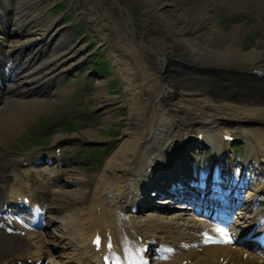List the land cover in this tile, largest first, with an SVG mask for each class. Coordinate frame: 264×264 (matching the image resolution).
Masks as SVG:
<instances>
[{"label":"bare ground","instance_id":"obj_1","mask_svg":"<svg viewBox=\"0 0 264 264\" xmlns=\"http://www.w3.org/2000/svg\"><path fill=\"white\" fill-rule=\"evenodd\" d=\"M0 1L2 22L8 20V12L12 11L9 24H6L9 34H6L19 37L18 42L0 47V68L9 66L16 71L5 88L0 89V142H4L11 135L22 132L51 105L67 98L68 85L62 83L64 77L56 74L75 62L83 48L69 45L67 31L53 28L54 18L48 14L49 4L44 0ZM134 2L141 13L139 19L144 21L143 32L133 23L134 18L126 6L118 0L111 2L116 4L114 17L127 16V32L134 36L133 40L127 38L117 46L119 51L123 49L122 53L111 48L118 56L117 70L124 79V92L130 103L128 126L122 132L119 145L110 153L93 184H89L90 180L79 174L76 168L70 169L63 180L66 188L55 190L49 197L48 221L51 224H47L44 230L24 237L0 232V257H6L1 263L23 251L29 256L36 254L51 258L57 264H67L63 259L65 256L68 259L77 257L80 261L83 244L92 234L94 210L99 202L106 201L115 203L110 206L112 218L116 208L126 210L123 223L128 234L138 247L136 236L141 234L143 244L148 245L151 252L147 256L156 255L161 248L173 249L169 258L167 255L154 257L150 264H264L263 258L244 248L236 249L204 239L203 234L212 228L205 219L178 209L168 210L169 206L158 205V201L152 203V199H137L139 179L121 173L123 169L131 168L140 173L139 162L144 165L152 155L156 156L158 143L165 150L167 138L161 132L166 123L182 116L199 127L212 128L214 124L223 123L245 127L253 122L258 129L262 127L264 130V107L252 100L250 94L244 100L239 88L244 86L253 92L251 82L258 81L256 78L264 79V46L245 48L240 36L241 26L223 30L216 17L221 11L243 10L256 13L262 21L264 0ZM103 27V24L97 25L96 30ZM46 33L48 36L43 42L36 41ZM100 37L101 41L113 39L105 33ZM127 45L139 62L138 66L125 57L123 52ZM39 54L41 60H38ZM180 66L187 67L188 71L177 75L173 68L180 69ZM140 69L144 73L143 79L137 77ZM196 73L211 84L191 87L192 79L183 81ZM213 79L227 84L230 90L226 95L211 90ZM106 82H99L95 98L97 107L105 114L104 119L111 120L119 113L121 99L119 95L109 94ZM159 94L162 96L155 105L154 100ZM258 134L255 132L256 141ZM77 135L92 140L105 137L91 129ZM150 135L153 139L148 141ZM61 139V134L54 137V141ZM153 141L156 142L155 148L148 149ZM166 153L171 154L168 149ZM82 199L80 211L74 215L75 204ZM49 226H54L50 233L46 232Z\"/></svg>","mask_w":264,"mask_h":264},{"label":"rangeland","instance_id":"obj_2","mask_svg":"<svg viewBox=\"0 0 264 264\" xmlns=\"http://www.w3.org/2000/svg\"><path fill=\"white\" fill-rule=\"evenodd\" d=\"M51 1V0H48ZM61 1V0H60ZM64 4L68 5V7L72 4V13L74 15V21H81L79 24L84 27V35L76 36L79 32H73V41H70L74 46L77 45H85L87 50H96L100 51L101 54H98L97 57L105 56V61L98 62L97 73L93 75L94 77L89 81L87 87L84 91L79 90L78 83L84 82L82 78V71L73 79L69 81L68 86V96L67 98L58 104L51 105L50 108L44 112L43 114L36 117V120L29 124L24 130L23 133H18L12 138H8L5 143H7V147L16 148L19 143L23 145V147L29 148V145H44L47 143H52L54 137L57 134H62L65 136V139L62 141H66L67 146L70 147V153L67 158V163L64 164L61 168L54 167L55 174H57L56 181H58V186L52 189V192L55 190H60L61 188H66L64 186V179L68 175V171L70 166H74V161L77 162L78 165H82L81 168L85 170V173H82L86 177L97 176L99 170L105 164L107 159L109 158L108 150L109 148H116L119 145L120 141H117L123 135V130L128 126V118L130 115V103L127 95L124 90L126 88L124 79L119 75V71L117 70L116 59L118 56H115L114 50L111 47L103 45L101 41L100 34L108 33L109 26H112L115 20H119V16L114 17V10L116 7L115 3H112L114 0H62ZM100 1L102 3H100ZM122 6H126L128 12L134 18L133 23L135 26L144 31V21L143 19H139L141 16L140 11L136 9V4L134 0H118ZM56 2V0H52V3ZM100 3V4H99ZM62 14V12H56L55 15ZM127 17V16H125ZM218 25L221 29L230 31L233 29L235 25L241 26L240 36L243 44L246 46L245 48L251 49L255 46H264V29L261 25L262 22L257 17L256 13L252 14L248 19L239 20L236 15H234V11L226 12L221 11L216 14ZM69 18V15L63 17L60 23H65ZM228 19L233 20V22H229ZM87 21H91L92 26L87 25ZM71 21L70 23H72ZM98 23L105 24L106 28L98 32L96 30V26ZM78 26V25H77ZM80 28V27H78ZM77 28V30H79ZM80 29H83L82 27ZM71 37V34H69ZM85 35H87L85 37ZM127 36L133 40L134 36L131 32L127 33ZM79 37V40L76 39ZM16 39V38H15ZM17 40V39H16ZM73 42V43H72ZM99 44L102 46L97 47ZM131 53V52H130ZM84 70H91L95 63V58L90 56L87 61ZM139 63V62H138ZM137 63V65H138ZM143 70L140 69V72ZM116 73V77L114 80V74ZM113 75V76H112ZM102 80H107L106 86L109 89L110 95H120L122 98L121 104L122 106L118 109L119 113L112 117L111 120L104 119V112L101 111L100 108L97 107V101L95 98V92L99 88V82ZM114 80V81H113ZM71 82V83H70ZM84 92V93H83ZM93 111V112H92ZM64 116L65 119L57 126L52 128L50 126L51 123L55 122L59 117ZM43 124L40 128V131H31V127L34 125ZM97 130L100 135L105 136L101 139L100 142L89 141L86 138H82L78 136L77 133H81L85 130ZM49 131V133H47ZM40 132V133H39ZM77 135L73 138V135ZM39 136L41 139H39ZM43 136V137H42ZM42 140V141H41ZM113 141L112 145L109 147L106 144V141ZM77 143L90 144V145H99L101 149V153H103L102 161L98 160L96 157L95 150L83 149L85 152L77 153L75 151V145ZM95 147V146H93ZM96 147V148H98ZM0 152H3L0 149ZM7 155V154H6ZM8 157V156H6ZM101 159V158H100ZM1 161V157H0ZM103 164V165H102ZM102 165V166H100ZM61 175L59 179L58 176ZM89 181V180H88ZM91 183V182H90ZM54 190V191H53Z\"/></svg>","mask_w":264,"mask_h":264},{"label":"snow or ice","instance_id":"obj_3","mask_svg":"<svg viewBox=\"0 0 264 264\" xmlns=\"http://www.w3.org/2000/svg\"><path fill=\"white\" fill-rule=\"evenodd\" d=\"M217 231H221V232H223V230H221V229H217ZM224 236H225V240H224V242H225V243H230L231 240H230L229 237H227V233H224ZM94 242L97 243V244H99V243H100V241H99V237H97L96 241H94Z\"/></svg>","mask_w":264,"mask_h":264}]
</instances>
